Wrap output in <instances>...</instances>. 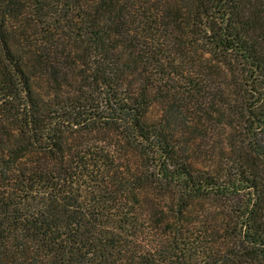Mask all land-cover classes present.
<instances>
[{
	"label": "trees",
	"instance_id": "1",
	"mask_svg": "<svg viewBox=\"0 0 264 264\" xmlns=\"http://www.w3.org/2000/svg\"><path fill=\"white\" fill-rule=\"evenodd\" d=\"M0 264H264V0H0Z\"/></svg>",
	"mask_w": 264,
	"mask_h": 264
}]
</instances>
